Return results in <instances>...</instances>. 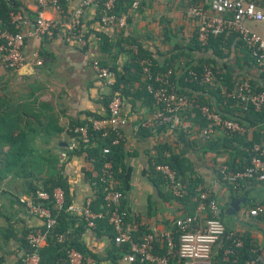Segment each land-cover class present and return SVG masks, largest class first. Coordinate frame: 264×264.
<instances>
[{
	"label": "crops",
	"instance_id": "crops-1",
	"mask_svg": "<svg viewBox=\"0 0 264 264\" xmlns=\"http://www.w3.org/2000/svg\"><path fill=\"white\" fill-rule=\"evenodd\" d=\"M253 1L264 12V0ZM15 2L19 8L16 13L22 16V30L34 28L39 15L35 0ZM81 2H66L62 12L45 9V17L60 22L55 35L27 38L25 64L17 70L0 69V264H25L27 236L43 226L39 218L29 213L26 203L36 201L37 194L53 176L59 174L69 183L74 203L84 204L95 196L94 186L86 174L92 166L85 155L76 153L81 138L74 133L76 126L107 112L105 104L112 88L96 79L93 60L112 62L115 59L122 67L130 59L128 49L134 51L137 47L138 50L141 45L162 64L188 48L200 27L199 18L188 12L194 0H123L126 8L120 15H125L124 25L101 28L96 18L97 8H86L81 18L82 29L90 32V38L85 44L70 43L64 34L68 15ZM207 9L210 11V7ZM247 27L264 37L263 26L247 24ZM94 31L104 33L113 44L109 53L100 51ZM197 54L193 57L199 59ZM226 61L234 71L235 81L246 78L264 88V70L238 41L234 42ZM143 83L144 78L128 83L125 101L130 122L125 128L123 153L131 174L130 190L124 195L121 207L132 236L135 233L140 238L147 234L173 237L176 221L192 212L203 224L217 218L228 231L250 235L259 246L264 263V214L250 215L252 209L264 205V185L246 182L240 192L233 191L219 173L229 159L228 153H205L203 129L197 124L184 121L177 129L165 125L153 129L140 127L155 110L154 102L143 90ZM259 130L257 133L252 128L248 132L245 144L239 145L241 154L249 152L246 146L260 137L264 144V123ZM162 145L168 146L167 155L173 153L184 160L188 177L201 182L197 197L184 201L175 198L181 197L185 189L176 173L179 195L173 193L169 183L168 188L161 182L158 174H162L155 171L153 164ZM203 190L209 192L211 206L208 208L199 205ZM235 199L242 200L240 211L226 214ZM80 239L92 253L99 255L89 256L91 262L86 264H132L125 256L111 262L107 253L111 238L106 235L97 236L93 230L85 229ZM162 242L154 250L156 253L162 252ZM230 253L222 240L214 248L212 264H234Z\"/></svg>",
	"mask_w": 264,
	"mask_h": 264
},
{
	"label": "built area",
	"instance_id": "built-area-1",
	"mask_svg": "<svg viewBox=\"0 0 264 264\" xmlns=\"http://www.w3.org/2000/svg\"><path fill=\"white\" fill-rule=\"evenodd\" d=\"M11 2L13 0H5ZM70 0H35L39 15L36 19L34 28L18 31L16 33L9 30L0 32V69L17 70L26 62L24 46L29 37H40L55 35L60 22L54 18L44 16L47 8H55L57 11L64 10L63 3ZM117 0H82L78 7L73 8L69 13V22L64 31L66 41L70 43L84 42L85 32L82 29V15L86 8L95 7L100 11L99 26L101 28L112 25H124L125 15H118L115 11ZM137 2L134 6H137ZM210 7V11L207 9ZM190 15L199 18V40L203 45H208L211 37L222 34L237 33L240 39L253 51L257 66L264 70V37L247 27V22H264V12L259 9L253 0H200V3L189 8ZM20 13L13 12L12 20L20 21ZM96 39L97 36H95ZM137 51V47L135 49ZM92 67L96 73V79L109 87L116 83L117 77L109 67L101 66L97 59L92 62ZM146 67L145 72L148 73ZM171 72H169L170 74ZM202 83H213L215 76L213 71L208 68L202 75ZM159 86L149 83L147 90L156 99L157 105L162 106V110L155 111L151 118L142 123V127L156 128L165 125L171 129H176L181 123L179 113L183 108L190 107L193 102L185 96H178L170 82L165 77H156ZM169 85L171 89L166 87ZM233 97L241 99L246 104H251L256 111L264 110V92H256L251 82L248 80L237 79L235 81V93ZM202 115L207 119L209 125L202 130V137L210 139L217 134V130L227 132H241V126L229 120L222 119L220 114L214 110L202 106L200 107ZM130 118L125 110V101L119 92H114L109 103L107 112L104 116L93 118L90 126L78 125L74 128V133L80 136L81 140L89 141L95 133L103 138L111 139L112 146H119L125 142V128L129 125ZM256 153L251 158L250 164L241 172L230 174L229 167L222 165L220 174L225 183L234 186L236 192H240L246 182H257L264 185V148L257 146ZM111 148L104 149L105 154H109ZM156 172L161 173L169 183L170 189L176 195H179V183L175 172L168 164L154 163ZM100 182L104 192V203L108 210V223L113 227V241L117 246L130 245L129 253L124 256L129 263L135 261L149 262L150 264H171L177 243L174 237L169 234L155 235L147 234L141 241H135L131 231L125 226L126 213L120 210L122 193L117 189L118 181L115 177V171L112 162H107L102 168ZM92 185L98 187L99 181H93ZM209 197V192L203 190L200 195L202 207ZM55 200L64 210L65 193L58 190ZM50 195L45 192L37 194L36 201H28L26 208L30 214L36 216L43 222V226L35 228L27 236L28 251L25 254V264H44L43 253L49 244L50 239L55 235L59 225L58 215L48 208V203L52 202ZM92 199L84 204L71 203L68 212L78 216L85 222L86 229L94 230L97 220L102 217L101 214L92 209ZM264 214V206H258L250 211V215L258 217ZM176 226L180 229L178 263L179 264H212L213 251L215 246L227 235V229L224 223L217 218H211L203 224L196 217H187L176 221ZM58 240L64 243L66 236H58ZM230 238L236 247H243L241 238L232 233ZM162 241L166 242V252L156 253L155 245ZM91 259L84 253L70 250L68 253L67 264L90 263ZM252 260L247 264H256Z\"/></svg>",
	"mask_w": 264,
	"mask_h": 264
},
{
	"label": "trees",
	"instance_id": "trees-1",
	"mask_svg": "<svg viewBox=\"0 0 264 264\" xmlns=\"http://www.w3.org/2000/svg\"><path fill=\"white\" fill-rule=\"evenodd\" d=\"M199 3L200 0H194L192 5H197ZM63 5L66 7V2L63 3ZM125 8L123 0H117L115 7L116 13L119 15ZM18 10V4L15 0L11 2L0 0V32L4 30H9L14 33L22 31L20 21L12 20V13L17 12ZM97 10L98 12L96 18L97 22H99L101 13L99 9ZM89 34L90 32L85 34L84 44L88 42V39L90 38ZM94 35L98 38L100 51L109 53L113 44L108 40L107 36L98 31H94ZM236 41L243 46V48L247 51V54L250 55L256 63L255 57L252 55L253 51L248 48L237 33L229 35L222 34L211 37L208 45H203L200 42L199 33H197L192 37L191 44L188 48L181 49L180 54L171 56L162 64L154 60L152 54L147 53V50L141 45H139L137 51L128 49L130 50V59L122 67L116 63L115 59L112 60V62L99 61L101 66L109 67L113 70L117 77L116 83L112 86L111 95L108 96L105 104L107 109L115 91L119 92L124 101H126L128 88L127 84L135 81H141L142 78H144L143 90L145 91L146 96L154 102L155 110L153 113L157 110H162V106L157 105L154 96L148 92L147 86L149 83L159 86L160 83L155 81L156 77H165L169 80L170 85L178 96H185L193 102L192 106L183 108L179 113L182 123L184 121H190L193 124L199 125L200 130L207 128L209 122L202 115L200 110V107L206 106L220 114L222 119L236 122L241 126L243 130L241 132L217 130V134L211 136L210 139L202 137L205 141L202 150L205 153L213 152L218 155L228 153L229 159L224 162L223 165H227L229 167L228 172L230 174L245 170L250 164L252 156L256 153V147L261 146V148H264V144L260 137V139L258 138L246 146L249 152L242 154L239 152V145L245 144V137L252 128H254L257 133L260 132L259 127L264 123V110L256 111L251 104H246L241 99L233 97L235 93V80L233 78L234 71H232L228 66V62L226 60L230 58V49ZM208 53H211L210 56H208ZM194 54H197L200 58L196 59L193 57ZM145 59L150 62L147 63ZM146 67L149 68L148 73L145 72ZM208 68L213 71L215 76V80L211 84L202 83L201 80L202 75ZM169 72L171 73L169 74ZM245 79L246 78L243 80ZM249 82H251L256 92H264V88L257 86L253 81ZM165 86L171 89L169 85ZM142 123L140 124V127H142ZM80 125L91 127L90 122H83ZM179 126L181 127V124ZM107 147L111 148V152L109 154L104 153V149ZM167 147V145L159 147L154 160L157 164H168L176 173L178 181L185 185V189L183 190L181 197L175 198L177 200L184 201L187 198L192 199L197 197L199 195L198 187L201 182L199 180H193L191 177L187 176V170L185 169L183 163L184 160L178 155H174L170 152V155H167ZM123 150L124 143L119 146H112L111 139L103 138L98 133L91 136L88 142L80 139L79 148L76 149V153L85 155L87 162L92 166V168H88L86 170L88 179L91 183L96 180L99 181L98 187H94L95 196L92 201V209L94 212L101 214L102 217L97 220L96 228L93 231L97 236L106 235L111 238L107 253L109 259L113 263H115L117 259L123 257L126 253H129L130 245L127 244L117 246L113 241L114 231L113 227L108 223V210L104 203L103 185L100 182V176L104 165L109 161L112 162L115 177L118 181L117 189L122 193L123 199L124 195L130 190L129 180L131 174L130 169H128L125 164ZM238 158L242 161L238 162ZM220 172L221 170H219V173ZM158 175L160 176L159 178H161V182L168 186L167 180L162 175ZM220 177L222 178L221 174ZM229 185L232 190L235 191L234 186L231 184ZM61 189L65 193L64 210H60V207L55 200L57 191ZM40 192L49 194L51 199H53V201L48 203L47 206L54 212L55 215H58L59 220V225L56 229L55 235L50 239L48 246L44 250L43 263L67 264L68 253L70 250H77L84 253L86 256L99 257V255L97 256L95 253H92L80 239V235L86 229L84 220L67 211L70 204L73 203L69 183L58 174L57 176H53V179L49 183L45 184ZM200 203L201 202L199 200V205ZM204 204L208 208L211 206V201L207 199ZM119 208L120 210H123L121 203ZM192 215L194 214L191 212L188 216H185L182 219L194 217ZM126 225L127 218L125 219V226ZM232 233L233 232L227 230V235L222 240H224L226 248L231 251L229 257L234 264H247L252 260H256V264H264L261 257V250L250 235L235 234L236 237L241 238L244 243L243 247H236L233 242L234 238L229 237ZM57 235L66 236L65 242L61 243L58 240ZM133 237L137 242L143 239L139 236H135V233H133ZM173 237L177 243V249L175 250V257H173L172 264H179L178 247L180 244V229L177 226H175L173 230ZM161 245L162 252L160 254L165 253L167 249L165 241H163ZM158 246L159 245H155V251L159 248ZM132 264L150 263L140 262L137 260Z\"/></svg>",
	"mask_w": 264,
	"mask_h": 264
},
{
	"label": "water",
	"instance_id": "water-1",
	"mask_svg": "<svg viewBox=\"0 0 264 264\" xmlns=\"http://www.w3.org/2000/svg\"><path fill=\"white\" fill-rule=\"evenodd\" d=\"M244 201L245 200H243V202ZM241 202H242V200H239V199L233 200L230 204V207L225 211V213L226 214H233V215L238 213L240 211ZM220 218H221V216H220Z\"/></svg>",
	"mask_w": 264,
	"mask_h": 264
},
{
	"label": "rangeland",
	"instance_id": "rangeland-1",
	"mask_svg": "<svg viewBox=\"0 0 264 264\" xmlns=\"http://www.w3.org/2000/svg\"><path fill=\"white\" fill-rule=\"evenodd\" d=\"M247 24H249V25H252V26H255V25H258V26H260V27H264V22H262V23H255V22H247Z\"/></svg>",
	"mask_w": 264,
	"mask_h": 264
}]
</instances>
